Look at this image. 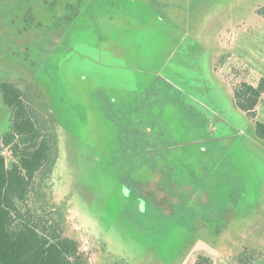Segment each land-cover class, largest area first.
Listing matches in <instances>:
<instances>
[{
    "label": "rangeland",
    "instance_id": "1",
    "mask_svg": "<svg viewBox=\"0 0 264 264\" xmlns=\"http://www.w3.org/2000/svg\"><path fill=\"white\" fill-rule=\"evenodd\" d=\"M233 68L264 78V0H0V82L57 142L29 204L61 206L88 264H264V100L254 119L236 106ZM143 94L191 152L181 188L141 171L136 192L105 172L126 170L109 142ZM10 122L0 92V138Z\"/></svg>",
    "mask_w": 264,
    "mask_h": 264
},
{
    "label": "trees",
    "instance_id": "2",
    "mask_svg": "<svg viewBox=\"0 0 264 264\" xmlns=\"http://www.w3.org/2000/svg\"><path fill=\"white\" fill-rule=\"evenodd\" d=\"M231 73L235 79L230 81L235 104L254 119L264 98V78L250 82L246 79L248 73L240 69L233 68ZM0 92L11 113L10 126L1 136L0 146L7 147L13 159L7 164L0 153V264H88L78 241L63 232L61 206L56 215L28 202L37 193L36 179L47 175L57 158L54 134L35 117L23 91L15 84L0 82ZM141 101L144 103L137 104L140 98L136 101L131 118L118 123L117 134L109 142V151L122 157L119 162L125 166V172H105L136 192L145 181V177L138 175L141 171L150 182L153 175H158L157 188H181L190 176H195L179 168L183 156L191 152L182 153L176 146L174 133L165 119L151 118L144 94ZM120 132L125 140L118 137ZM254 138L264 142L263 122H254ZM148 196L152 199L154 191Z\"/></svg>",
    "mask_w": 264,
    "mask_h": 264
},
{
    "label": "crops",
    "instance_id": "3",
    "mask_svg": "<svg viewBox=\"0 0 264 264\" xmlns=\"http://www.w3.org/2000/svg\"><path fill=\"white\" fill-rule=\"evenodd\" d=\"M129 55H130V54H129ZM230 91H232L231 88H230ZM263 100H264V98H263ZM263 100H262V101H263ZM262 104H263V103L261 102V103L257 106V109H256V116H257L258 114H260V110H261V106H262ZM261 113H263V115H264V108H263V110H262ZM227 123H228V122H227ZM230 130H233V131H232L233 133L228 134L227 137H228V136L230 137V136H232L233 134H235L236 136H241V135H243L245 138L250 137V139H251V138L254 139V138L251 137L250 135H247V136H246V133H245L246 130L243 131V134H239V133H238L239 130H237L236 127H234L233 125H231V129H230ZM243 130H244V129H243ZM208 137H209V138H208L209 140H216V139H218V137H214V136L211 137L210 135H209ZM252 139H251V140H252ZM254 140H255V139H254Z\"/></svg>",
    "mask_w": 264,
    "mask_h": 264
},
{
    "label": "built area",
    "instance_id": "4",
    "mask_svg": "<svg viewBox=\"0 0 264 264\" xmlns=\"http://www.w3.org/2000/svg\"><path fill=\"white\" fill-rule=\"evenodd\" d=\"M84 249H85V246H84Z\"/></svg>",
    "mask_w": 264,
    "mask_h": 264
}]
</instances>
